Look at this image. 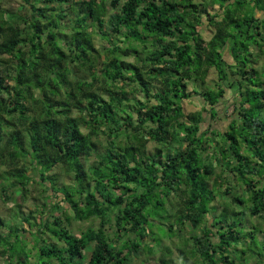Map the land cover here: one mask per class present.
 <instances>
[{
  "label": "trees",
  "instance_id": "obj_1",
  "mask_svg": "<svg viewBox=\"0 0 264 264\" xmlns=\"http://www.w3.org/2000/svg\"><path fill=\"white\" fill-rule=\"evenodd\" d=\"M2 2L3 264H264V0Z\"/></svg>",
  "mask_w": 264,
  "mask_h": 264
},
{
  "label": "rangeland",
  "instance_id": "obj_2",
  "mask_svg": "<svg viewBox=\"0 0 264 264\" xmlns=\"http://www.w3.org/2000/svg\"><path fill=\"white\" fill-rule=\"evenodd\" d=\"M206 1L207 0H196V3L199 5H202V4H205ZM2 3H3V6H5V8H7L9 10L16 11L21 7L23 0H3ZM247 7H248L247 13H251V8H249V6H247ZM211 13L213 14V10L211 11ZM201 31H202V34H203L206 41H209L213 37L214 32H215V30L213 28L207 29V27L204 28V31L202 29H201ZM95 41H96L97 47L99 46V48H103V46L106 45V43L101 42V39L99 37H95ZM129 62H133L132 59H130ZM257 64H258L259 69L263 67V65H264V56L263 55L261 56V58L259 59ZM216 84H217V75L215 74L214 70H211L208 74L207 79L205 80V87L213 88L214 86H216ZM203 87H202V89H204ZM183 107H184V113L186 116L199 110V108L196 106V104L192 103L191 101H184ZM232 112H233V107L229 109L228 114H230ZM159 148H161L160 145L153 143V142H150L148 145L147 151L149 153H155ZM209 152H211V156L212 155L214 156L215 153L213 152L212 149ZM55 172H59V171H55ZM217 174H221L223 176V178H225L228 175V173L222 172V168L217 169ZM31 190H33V189L31 188ZM239 192L241 193V191H239ZM35 197H38V195L36 194ZM225 199L226 198L223 195H218V198L216 200L217 202H215L214 205L217 207L222 206V203L225 201ZM40 203H42V201H40ZM7 207H9V206H6L2 201H0V217L8 220ZM25 208H29V209L31 208L32 209V201L29 202L28 205L25 206ZM211 214H212V211H211ZM253 224L254 225H261L262 229L264 231V222H262L261 220L253 219ZM95 226L97 227L96 221L92 222V223L91 222L73 223L71 230L74 231L75 235L79 236L81 231H85L88 228L95 227ZM202 230L203 229L193 230L191 225L187 226L188 235L193 234V233L194 234L195 233L200 234L203 232ZM258 237L260 240H264V234L263 233L259 234ZM166 244H168V243H166ZM238 248H239V246H238ZM192 249H193V247L191 245H189L187 250L191 251ZM178 254H179L178 251H176L175 259H176L177 263H179L178 261L181 262V260L178 258ZM133 258L136 261V264H141V261L144 260L141 254H134ZM158 258H159V256L150 257V262L156 263V261L158 262ZM187 258H188V264H195L196 261H194V259L191 257L190 254L187 255ZM0 264H3V261L1 259H0ZM245 264H255V263L252 262L251 260H248L247 262H245Z\"/></svg>",
  "mask_w": 264,
  "mask_h": 264
}]
</instances>
